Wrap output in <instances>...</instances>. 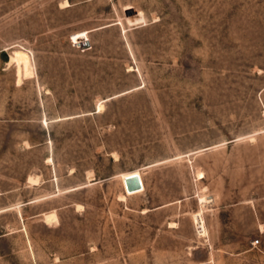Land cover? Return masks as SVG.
I'll list each match as a JSON object with an SVG mask.
<instances>
[{"label": "rangeland", "instance_id": "374dc122", "mask_svg": "<svg viewBox=\"0 0 264 264\" xmlns=\"http://www.w3.org/2000/svg\"><path fill=\"white\" fill-rule=\"evenodd\" d=\"M0 211V264H264V0H0Z\"/></svg>", "mask_w": 264, "mask_h": 264}, {"label": "bare ground", "instance_id": "6f19581e", "mask_svg": "<svg viewBox=\"0 0 264 264\" xmlns=\"http://www.w3.org/2000/svg\"><path fill=\"white\" fill-rule=\"evenodd\" d=\"M29 60H28V55L23 52V51H16V52H13V54L11 55L10 57V64L14 63L16 64V66H20L22 64H25L27 63ZM102 107L99 106V109H101ZM129 175H138L139 178H141V175L139 174V172L137 170L135 171H132V173H123V174H120V182L122 184V187H123V191H124V196H120L123 200L126 199L127 196H132V195H135V194H138V193H141L143 191V184L141 183V189L139 190H135V191H128L126 192L125 190V179L128 178ZM30 182H34V180H30ZM141 182V180H140ZM210 201L208 200V198H204V197H201L200 198V203H202L203 205L205 203H209ZM1 212V211H0ZM192 219L194 220V225H195V228L197 230V236L198 237H204L205 234H206V230L204 228V224H203V219H202V216L201 214L197 213V214H193L192 215ZM174 227V226H172Z\"/></svg>", "mask_w": 264, "mask_h": 264}, {"label": "water", "instance_id": "95a60500", "mask_svg": "<svg viewBox=\"0 0 264 264\" xmlns=\"http://www.w3.org/2000/svg\"><path fill=\"white\" fill-rule=\"evenodd\" d=\"M141 189V182L138 175H129L125 179V190L126 192L135 191Z\"/></svg>", "mask_w": 264, "mask_h": 264}, {"label": "crops", "instance_id": "0c3cea01", "mask_svg": "<svg viewBox=\"0 0 264 264\" xmlns=\"http://www.w3.org/2000/svg\"><path fill=\"white\" fill-rule=\"evenodd\" d=\"M131 173H132V172H131ZM140 180H141V183L143 184V182H142V176H141ZM143 189H144V187H143ZM138 194H139V193H138ZM135 195H137V194H135ZM127 197H129V196H127Z\"/></svg>", "mask_w": 264, "mask_h": 264}, {"label": "built area", "instance_id": "2783aa9c", "mask_svg": "<svg viewBox=\"0 0 264 264\" xmlns=\"http://www.w3.org/2000/svg\"><path fill=\"white\" fill-rule=\"evenodd\" d=\"M256 244H257V241L252 242V245H256Z\"/></svg>", "mask_w": 264, "mask_h": 264}]
</instances>
